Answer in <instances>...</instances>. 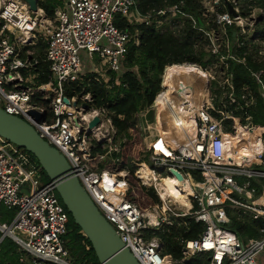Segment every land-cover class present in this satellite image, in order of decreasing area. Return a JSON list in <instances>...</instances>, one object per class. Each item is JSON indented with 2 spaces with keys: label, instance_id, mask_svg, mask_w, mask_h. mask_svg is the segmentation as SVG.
Here are the masks:
<instances>
[{
  "label": "built area",
  "instance_id": "1",
  "mask_svg": "<svg viewBox=\"0 0 264 264\" xmlns=\"http://www.w3.org/2000/svg\"><path fill=\"white\" fill-rule=\"evenodd\" d=\"M59 1L54 17L48 20L42 8L38 6L33 11L26 0H0V107L28 122L66 158L70 172L140 264H177L170 255H161V241L157 237H144L146 230L172 225L173 216L193 217L204 224L197 238L183 240L181 262L203 253L207 255L206 264L264 263V228L259 229L258 237L243 240L229 226V212L236 218L247 215L264 219V187L257 191L250 185L251 179L264 177V168L255 167H264V130L256 158L248 163L237 161L234 156L238 151H246L248 142L241 138L233 143L229 135L237 132L236 124L254 126L247 111L255 105L257 95L245 86L236 100L225 63L222 90L226 101L235 103L240 114L226 110L227 104L215 108L216 95L210 87L212 75L205 67L188 62L183 63L193 64L203 73V81L193 80L184 87L193 91H180L177 82L167 90L163 85L165 66L153 101L135 114L134 128L146 154L143 162L136 163L134 175L138 185L143 186L137 175L138 164L148 158L145 164L155 177H170L181 190L183 185L190 188L191 206L187 211H175L167 196H162L156 180L151 184L158 202L143 207L127 198L129 192L136 196L139 189L130 185L129 171L124 168L113 172L105 167L107 156L118 162L114 154L120 152L127 138L115 139L116 130L108 109L94 106L91 92L72 86L87 75L110 87L111 74H116L114 83L119 84L118 76L124 70L129 48L138 45L140 38L137 29L130 32L128 28H119L117 18L131 25L160 29L170 18L184 14V1L146 13L137 9L135 0ZM233 8L235 16L219 14L214 28L209 30L212 32L216 27L223 35L226 54L219 55L221 59L234 55L229 54L232 52L227 26L236 27L237 40L244 33L238 7ZM209 31L205 32L207 37ZM40 39L46 43L45 83H38L33 72L40 60L31 47ZM243 43L241 40L237 45ZM211 52L217 54L219 50ZM257 53L255 60L262 67L251 74L258 96L264 100V50ZM237 60L244 62V57ZM66 87L71 89V96L67 95ZM37 93L48 100V109L33 101ZM63 97L70 103L63 102ZM158 98L160 101L155 103ZM180 106L185 107V112ZM30 110L44 117L37 119ZM95 117L99 118L98 124L89 128ZM97 148L104 152L94 151ZM41 169L27 150L0 136V204L14 210L10 220L0 221V242L7 237L16 244L19 264L29 259L33 264H74L62 238L69 221L68 212L59 201L54 184L41 181ZM176 172L181 175V183L177 182ZM106 173L115 176L114 182L105 178ZM119 182L124 187L117 192L115 185ZM26 183L28 192L23 193Z\"/></svg>",
  "mask_w": 264,
  "mask_h": 264
},
{
  "label": "trees",
  "instance_id": "2",
  "mask_svg": "<svg viewBox=\"0 0 264 264\" xmlns=\"http://www.w3.org/2000/svg\"><path fill=\"white\" fill-rule=\"evenodd\" d=\"M178 0H135V5L141 13H146L151 9H159L166 5L176 3ZM183 15L178 14L166 21L162 28L156 29L153 26L131 25L125 19L117 18L116 25L119 28H128L130 32L136 29L139 32L140 42L138 45H132L126 55L123 72L118 76L119 84L114 83L116 74H111L109 86L103 81H96L91 75H87L79 84H73L80 90L89 91L92 94V104L96 107L105 106L111 116L112 123L116 130L115 139L126 137L127 140L121 146L120 152L115 158L118 159V169L126 168L129 171L128 181L131 186H137V194L142 196V200L129 192L127 198L131 201L139 202L143 207L158 202L154 189L150 187L144 192L145 187L138 185V180L134 176L136 163L143 162L146 154L142 150V143L135 125V114L142 108L151 104L154 96L160 89L161 75L171 66H177L183 62L197 63L202 67L217 61V56L225 55L224 49H219L217 54L210 50L206 51L199 42L208 32L214 28V20L209 21L206 7L202 5L201 0H183ZM220 1V12L230 13L226 0ZM242 1L244 4L239 9L240 16L247 17L250 14L249 7H264V0H236V4ZM60 4L59 0H39L38 6L42 8L48 18L54 17V11ZM216 5V3H215ZM234 25L227 26V35L229 38L230 51L232 56H224V62L228 72L231 75V81L234 86V95L236 100L240 98L243 87L249 86L257 95L256 103L248 109L247 113L252 116L254 125L264 126V100L258 96L257 86L254 83L251 71L258 70L262 63L256 62L252 54L248 51L247 42L241 44L235 49L236 35ZM237 33V32H236ZM208 39V38H207ZM46 43L41 39L32 47L35 56L39 58V63L35 66L36 80L38 83L48 81V64L43 60ZM256 50V49H255ZM23 57V55H22ZM244 57V62L237 59ZM188 63H183L188 65ZM223 66V65H222ZM23 73L24 71L21 70ZM214 82L211 83L214 86ZM218 97L215 103L218 105L221 90L214 91ZM68 96L72 95L69 87H66ZM213 93V91H212ZM213 93V94H215ZM39 106L48 109L49 102L47 99H41L40 94L33 98ZM228 102V101H227ZM226 110H231L234 114H240L235 103H228ZM94 151L104 152L103 149L97 148ZM30 153V152H29ZM31 154V153H30ZM35 162L37 159L31 154ZM263 169L264 167L255 166ZM41 181L49 182V178L41 169ZM251 187L260 191L264 187V177H256L250 180ZM57 194V193H56ZM57 197L61 202L58 194ZM62 203V202H61ZM64 206V205H63ZM65 207V206H64ZM67 210V209H66ZM68 212V211H67ZM69 221L66 225V232L62 236L65 245L69 251L74 264H99L98 259L91 247L88 239L82 235L81 229L74 223L70 213ZM230 228L243 240L260 235L259 229L264 228V219H252L247 215L236 218L231 214ZM172 219V225L163 226L159 229H149L144 231L145 238L157 237L161 241V255H170L177 264H206L207 255L203 253L191 256L186 262H181L182 242L184 239L197 238L199 233L204 229V224L196 221L193 217L185 216ZM89 248L86 249L85 245ZM16 244L10 238H3L0 242V264H19L18 252L15 250ZM25 264H33L29 260Z\"/></svg>",
  "mask_w": 264,
  "mask_h": 264
},
{
  "label": "water",
  "instance_id": "3",
  "mask_svg": "<svg viewBox=\"0 0 264 264\" xmlns=\"http://www.w3.org/2000/svg\"><path fill=\"white\" fill-rule=\"evenodd\" d=\"M26 1L31 10L37 11V0ZM228 7L229 12L235 16L229 3ZM63 102L70 103L67 97H63ZM29 113L37 119L44 117L35 110H30ZM75 122L77 123L76 119ZM98 122L99 118L95 117L88 127L91 128ZM0 136L24 148L37 159L49 182L54 184L55 191L72 220L90 242L99 264H140L100 213L79 179L70 172L71 167L66 158L40 137L33 126L18 116L6 113L0 107ZM175 175L181 180L178 172Z\"/></svg>",
  "mask_w": 264,
  "mask_h": 264
},
{
  "label": "rangeland",
  "instance_id": "4",
  "mask_svg": "<svg viewBox=\"0 0 264 264\" xmlns=\"http://www.w3.org/2000/svg\"><path fill=\"white\" fill-rule=\"evenodd\" d=\"M234 1L235 0H228L227 3H229L232 8L237 6L238 10L244 4L242 1H240V3L235 5ZM201 2H202V5L204 7H206L207 10L209 11V13L207 15L208 16L207 19H209V21L217 20L219 18L218 15L221 14L220 9H219V7L221 6L220 1L219 0H201ZM215 3H216V5H215ZM247 8H250V14L247 17L241 16L242 17L241 18V24H242L241 28L244 29V33L237 37L238 40L237 39L235 40V47H236L235 49H237L239 47L237 45V43L239 41L242 40L243 42H247L248 51L252 54L253 58H257L258 57L257 50H264V7L258 8V7H249L248 6ZM233 11L235 12L234 8H233ZM47 19L50 20L51 18L47 17ZM167 22H168V20H167ZM218 31L219 30H217L215 27L214 31H212V32L209 31L208 37L204 34V36L200 39L199 42L202 44V46L204 47V49L206 51H208V50H210V51L211 50H219V49L224 48V46H223L224 44L222 42L223 35L220 31L219 32ZM238 34H240V33H238ZM32 47H34V46H32ZM32 47H31V49L34 51V49ZM24 50H25V48H24ZM43 50H44V48H43ZM224 61H225L224 59H221L217 56V61H214L213 63L209 64L206 67L208 72L213 77L212 81L215 83L214 86H212L213 87L212 88L213 93H215L214 92L215 90H218V89L221 90V93H222L220 95L221 98H219V101H217V102H219L218 105L221 108H224L225 105L228 104V102L226 101L227 97L223 93L224 89L222 88L223 81L226 77L225 73L223 72V69H222V65H224L223 67H225ZM54 84L56 85L55 82H54ZM215 95H216V97L213 96V98L216 101L218 95L216 93H215ZM218 105L214 102L215 108H217ZM106 159H107L105 162L106 169H108L109 171L115 172L118 169V165L114 164V162H112L110 160V156H107ZM147 162H148V158H147L145 163H147ZM102 164H104V163H102ZM139 183L145 187L144 192H146L150 187L154 188V186H152V184H154V183L143 184V182L141 180H139ZM120 190H121V188H120ZM21 192H23V193L28 192L27 183L25 185H23ZM135 197H136V199H139V201L143 199L142 196H140L138 194ZM172 207L175 209V211H177V209H180V207L178 205H173ZM13 215H14L13 209H7L5 206L0 204V221H3L5 219L10 220L13 217ZM173 218H178V217L173 216ZM27 259H29V257H27ZM29 261L31 262L30 259H29Z\"/></svg>",
  "mask_w": 264,
  "mask_h": 264
},
{
  "label": "bare ground",
  "instance_id": "5",
  "mask_svg": "<svg viewBox=\"0 0 264 264\" xmlns=\"http://www.w3.org/2000/svg\"><path fill=\"white\" fill-rule=\"evenodd\" d=\"M193 80L203 81L202 71L197 69L193 64L185 65L182 63L177 66H171L165 71L163 75V85L167 90H170V87H172L173 83L177 82L178 87L180 86V91H193L192 89L184 88L185 86L191 85ZM197 82L200 83L199 81ZM166 94L167 97H169V91ZM204 97L206 98V93H204ZM158 100L160 101V98L155 100V103L158 102ZM155 103L151 106L150 109L155 106ZM180 108L183 112H185L184 106H180ZM236 128L237 132L235 134L229 135L230 140L234 143L243 138L248 142V147L246 148V151H238L234 158L237 161L248 163L256 158L255 153L259 150V146L261 145L260 134L263 132L264 127L261 125H254L252 128H248L247 126L236 124ZM138 165L137 175L145 184H151L154 180H156L157 185H159L161 189L162 196H167L169 202H171L172 205H178L180 209L185 211L190 208L191 203L188 199L190 188L187 185H183L182 190L178 189L177 187H175L174 181L170 177H162L161 179H158L154 174H152L145 163ZM114 177L115 176H109L107 173L105 174V178H110L113 182ZM177 182L181 183L182 181L178 180ZM115 186L117 192L120 191V188L122 189V187H124L122 182H119L118 185ZM262 199L264 200V195Z\"/></svg>",
  "mask_w": 264,
  "mask_h": 264
},
{
  "label": "crops",
  "instance_id": "6",
  "mask_svg": "<svg viewBox=\"0 0 264 264\" xmlns=\"http://www.w3.org/2000/svg\"><path fill=\"white\" fill-rule=\"evenodd\" d=\"M261 259H262V257H261ZM261 264H264L263 262H261Z\"/></svg>",
  "mask_w": 264,
  "mask_h": 264
}]
</instances>
